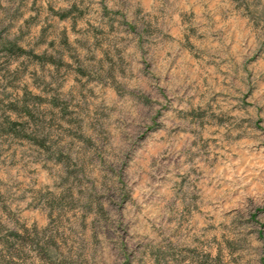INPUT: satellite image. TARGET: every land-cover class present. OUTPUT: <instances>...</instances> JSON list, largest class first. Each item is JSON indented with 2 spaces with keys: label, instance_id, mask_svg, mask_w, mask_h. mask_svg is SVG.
<instances>
[{
  "label": "rangeland",
  "instance_id": "rangeland-1",
  "mask_svg": "<svg viewBox=\"0 0 264 264\" xmlns=\"http://www.w3.org/2000/svg\"><path fill=\"white\" fill-rule=\"evenodd\" d=\"M0 264H264V0H0Z\"/></svg>",
  "mask_w": 264,
  "mask_h": 264
}]
</instances>
